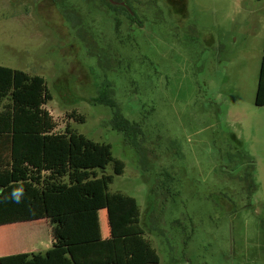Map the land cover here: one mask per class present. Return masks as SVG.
Masks as SVG:
<instances>
[{"label": "rangeland", "instance_id": "rangeland-1", "mask_svg": "<svg viewBox=\"0 0 264 264\" xmlns=\"http://www.w3.org/2000/svg\"><path fill=\"white\" fill-rule=\"evenodd\" d=\"M121 1L129 18L103 0H0V66L43 79L55 132L111 146L124 171L108 192L135 198L157 264H264V1ZM88 218L105 231V210Z\"/></svg>", "mask_w": 264, "mask_h": 264}, {"label": "trees", "instance_id": "trees-1", "mask_svg": "<svg viewBox=\"0 0 264 264\" xmlns=\"http://www.w3.org/2000/svg\"><path fill=\"white\" fill-rule=\"evenodd\" d=\"M50 99L40 76L0 66V226L46 220L56 241L43 254L3 256L0 264H157L156 250L139 226L135 198L108 192L124 163L112 156L109 144L69 127L55 132L45 108ZM254 104L264 106V54ZM69 115L83 122L82 116ZM111 122L130 137L138 129L118 113ZM108 165L112 172L100 175ZM102 210L108 236L98 240L99 223L91 229L88 217Z\"/></svg>", "mask_w": 264, "mask_h": 264}, {"label": "crops", "instance_id": "crops-1", "mask_svg": "<svg viewBox=\"0 0 264 264\" xmlns=\"http://www.w3.org/2000/svg\"><path fill=\"white\" fill-rule=\"evenodd\" d=\"M43 222L46 224V230L49 231V234L47 233L48 238L46 243L43 236L40 237L41 229L39 225ZM52 230L53 226L51 222L46 220L19 222L16 224L0 226V257L20 253H45L56 243ZM97 234L96 239L98 240L106 238L108 236L107 227L105 228V231L100 227ZM27 239H33L34 244H27ZM39 239H42L41 242H37Z\"/></svg>", "mask_w": 264, "mask_h": 264}, {"label": "flooded vegetation", "instance_id": "flooded-vegetation-1", "mask_svg": "<svg viewBox=\"0 0 264 264\" xmlns=\"http://www.w3.org/2000/svg\"><path fill=\"white\" fill-rule=\"evenodd\" d=\"M103 2L107 3L108 6H110L111 8L115 9L117 8L120 12L121 15H124L129 18V16H132V13L130 12V10L128 9L127 5L125 2L121 1V0H116V1H107V0H103ZM102 2V3H103ZM129 10V11H128ZM134 17V16H133Z\"/></svg>", "mask_w": 264, "mask_h": 264}, {"label": "clouds", "instance_id": "clouds-1", "mask_svg": "<svg viewBox=\"0 0 264 264\" xmlns=\"http://www.w3.org/2000/svg\"><path fill=\"white\" fill-rule=\"evenodd\" d=\"M20 194H21V193H20L19 190H17V192L14 193V196H15V198L17 199V201L19 200Z\"/></svg>", "mask_w": 264, "mask_h": 264}]
</instances>
